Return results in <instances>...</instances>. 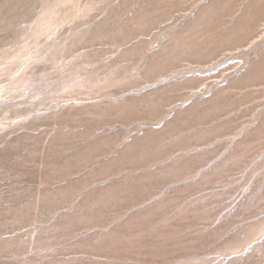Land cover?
I'll list each match as a JSON object with an SVG mask.
<instances>
[{"label":"rangeland","instance_id":"374dc122","mask_svg":"<svg viewBox=\"0 0 264 264\" xmlns=\"http://www.w3.org/2000/svg\"><path fill=\"white\" fill-rule=\"evenodd\" d=\"M0 264H264V0H0Z\"/></svg>","mask_w":264,"mask_h":264}]
</instances>
